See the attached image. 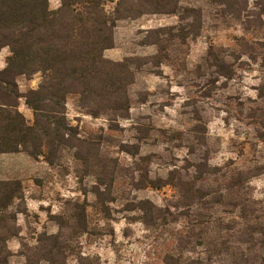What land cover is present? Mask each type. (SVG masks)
<instances>
[{
    "label": "rangeland",
    "instance_id": "rangeland-1",
    "mask_svg": "<svg viewBox=\"0 0 264 264\" xmlns=\"http://www.w3.org/2000/svg\"><path fill=\"white\" fill-rule=\"evenodd\" d=\"M116 1L105 0L108 13ZM60 3L49 0V7ZM258 3L247 0L236 16L213 0H181L199 18L182 19V10L117 21L113 47L103 54L129 63L127 117H94L70 94L74 146L53 164L24 152L0 154V183L19 182L21 194L5 210L13 216L9 264H165L167 254L184 264H227L230 257L215 251L219 242L232 246L249 224L264 227ZM1 49L0 69L7 57ZM216 58L231 70L228 77L217 73ZM39 81V73L17 78L21 92ZM19 110L32 120L23 99ZM174 170L194 179L202 206L165 185ZM257 237L256 248L264 233ZM258 252L264 255V246Z\"/></svg>",
    "mask_w": 264,
    "mask_h": 264
},
{
    "label": "trees",
    "instance_id": "trees-1",
    "mask_svg": "<svg viewBox=\"0 0 264 264\" xmlns=\"http://www.w3.org/2000/svg\"><path fill=\"white\" fill-rule=\"evenodd\" d=\"M213 1L236 16L247 10V0ZM258 4L264 10V0ZM182 10V19L199 18L193 8L182 7L181 0H117L111 14L105 0H61L56 9H50L49 0H0V49L9 51L0 69V154L24 152L53 164L65 147L74 146L76 128L69 123L65 106L70 94L77 95L79 105L94 117L103 115L111 121L127 117V88L133 79L129 63L111 61L103 54L113 47L117 21ZM213 65L220 75H230L223 59L216 58ZM36 73L40 74L37 87L21 92L17 78ZM20 99L32 111L31 121L19 110ZM168 176L165 185L176 188L180 199L202 206L205 196L194 179L184 180L175 170ZM238 185L235 181L230 186ZM14 198H21L19 182H1L0 264H9L11 255L6 239L13 216L5 210ZM263 233L259 223L249 224L236 233L234 245L226 239L215 251L230 257L227 264H264V255L258 252L264 240L256 248L257 236ZM165 264L184 263L167 254Z\"/></svg>",
    "mask_w": 264,
    "mask_h": 264
},
{
    "label": "crops",
    "instance_id": "crops-1",
    "mask_svg": "<svg viewBox=\"0 0 264 264\" xmlns=\"http://www.w3.org/2000/svg\"><path fill=\"white\" fill-rule=\"evenodd\" d=\"M1 50L5 51L6 55H8V54H9V51H8V49H7V48H5V49H1Z\"/></svg>",
    "mask_w": 264,
    "mask_h": 264
}]
</instances>
